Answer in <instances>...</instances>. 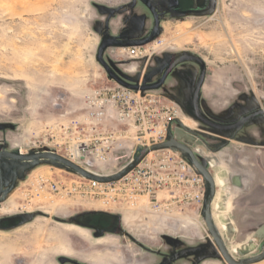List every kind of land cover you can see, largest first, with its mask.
<instances>
[{
    "label": "rangeland",
    "instance_id": "1",
    "mask_svg": "<svg viewBox=\"0 0 264 264\" xmlns=\"http://www.w3.org/2000/svg\"><path fill=\"white\" fill-rule=\"evenodd\" d=\"M151 1L160 16L153 56L105 52L121 79L153 86L174 61L193 56L206 71L203 117L230 126L264 111V0H208L204 12L185 16L172 0ZM154 34L139 0H0V153L51 152L97 175L119 173L152 146L153 113L141 125L119 115L112 92L120 85L99 63V49L110 37L135 46ZM202 74L200 63L184 62L147 93L181 108L168 139L191 147L217 181L213 220L235 261H248L264 250V116L238 132L202 123L193 113ZM83 143L87 156L72 160ZM1 165L0 264H121L117 239H100L107 234L124 236L120 243L132 252L142 246L146 264H227L204 207L186 206L168 191L151 203L132 175L100 186L53 161ZM88 214L114 217L118 227L96 233L78 222Z\"/></svg>",
    "mask_w": 264,
    "mask_h": 264
},
{
    "label": "built area",
    "instance_id": "2",
    "mask_svg": "<svg viewBox=\"0 0 264 264\" xmlns=\"http://www.w3.org/2000/svg\"><path fill=\"white\" fill-rule=\"evenodd\" d=\"M153 43L152 41L145 45L120 47L119 51L120 54H124L130 59H145L148 56H153ZM112 93V98L121 104L119 115L126 121L132 120L135 124L141 125L140 123L145 120L146 111L151 110L153 115L150 113L149 116L152 115V125L148 131L153 130L155 132L152 146L169 141L168 135L173 123L180 120L182 116V110L178 105L167 97L141 91L136 92L121 86L114 89ZM106 143L108 144V140ZM87 148L85 143L80 144L76 151L71 153L72 160L85 158ZM155 153L157 156L154 159L149 161L147 157L129 174L132 175L137 190L145 192L142 188L147 189L151 203H158V193L168 191L173 200L177 199L186 206L203 208L207 194L205 178L181 152L166 149ZM99 154L101 151H98ZM129 175L125 178L126 180ZM146 178L147 181L145 182ZM90 183L100 185V183L93 181ZM102 185L104 184L100 186Z\"/></svg>",
    "mask_w": 264,
    "mask_h": 264
},
{
    "label": "water",
    "instance_id": "3",
    "mask_svg": "<svg viewBox=\"0 0 264 264\" xmlns=\"http://www.w3.org/2000/svg\"><path fill=\"white\" fill-rule=\"evenodd\" d=\"M144 2H145V0H144ZM157 31H158V27L156 29L155 34L147 42H144V43L139 44V45H145L147 43L152 42L154 40V37L157 34ZM127 46H134V45H124V44L118 43L116 38L110 37V38L105 39L102 42V45H101V47L99 49V53H98L99 63L105 68V70L107 71L110 78L112 80H114L121 87H124V88L129 89V90L141 91V92L158 90L164 86L168 77L172 74V72L180 64L187 62V61H196L203 66V74H202L201 80H200V82L196 88V91L194 94V99H193V113L197 117L198 120H200L205 125L211 127L214 130H217V131H221V132L236 131V132H238L251 119L258 117V116H264V111H260L258 113H255V114L245 118L243 121H241L237 124H234V125H230V126L215 124V123H212L209 120H207L205 117H203V115L201 114L200 109H199V98H200V94H201V91H202V88H203V85L205 82V77H206L205 72L206 71H205V65H204L203 61L201 59H199L197 57H193V56H182L179 59H177L176 61H174L169 66V68L166 70V72L164 73L160 82L156 85L139 86V85H133V84L127 83L126 81L121 79L110 68V66L108 65V63L104 59L105 52L109 48L127 47ZM166 149H173V150H177V151L181 152L184 155V157L191 163V165H193L197 169V171L205 178L206 183H207V194H206L205 203H204L203 216H204V220H205L206 226L208 228V231L214 240L215 246H216L221 258L227 264H257V263L264 261V250L260 256L253 258L251 260H248V261H243V262H237L231 256V254L229 253V251H228V249H227V247L223 241V238L221 237V234L217 230V227H216L214 220H213L212 205H213L214 199L216 197V191H217L216 183H215V179H214L213 175L211 174V172L209 171L207 166H205L197 158V156L195 155V153L191 147H189L185 143H182V142H179L176 140H172V139L165 142V143L154 145V146L149 147V148H145L144 150H142V152H140L138 157L134 161H132L128 166L124 167L119 173H116V174L110 175V176H103V175H97V174L91 173V172L81 168L77 164L67 160L66 158H63V157H61L55 153H51V152H42V153H35L33 155H24L21 153L20 154H13V153H10L7 151H3L2 153H0V197L3 194L4 187H5L4 173H3V169H2V165H1L3 160H6V161L9 160V161L20 162V163H34L37 161H53V162H56V163H58L64 167L68 168L69 170L75 172L76 174L82 176L83 178H85L89 181L97 182V183L104 184V185H109V184L118 183V182L122 181L123 179H125L130 173H132L148 157V155L150 153L161 151V150H166Z\"/></svg>",
    "mask_w": 264,
    "mask_h": 264
},
{
    "label": "flooded vegetation",
    "instance_id": "4",
    "mask_svg": "<svg viewBox=\"0 0 264 264\" xmlns=\"http://www.w3.org/2000/svg\"><path fill=\"white\" fill-rule=\"evenodd\" d=\"M139 1L151 13L154 21V32H156L157 27L159 28L160 16L153 6L152 1ZM207 2L208 0H172V6L175 7V11L179 14V16H185L188 12H204L207 8ZM259 117L261 116L251 119L245 125ZM78 222L83 226L94 228V231L100 234L113 232L118 227V221L116 218L102 214L83 215L78 219Z\"/></svg>",
    "mask_w": 264,
    "mask_h": 264
},
{
    "label": "crops",
    "instance_id": "5",
    "mask_svg": "<svg viewBox=\"0 0 264 264\" xmlns=\"http://www.w3.org/2000/svg\"><path fill=\"white\" fill-rule=\"evenodd\" d=\"M216 195H217V191H216ZM257 198H259L258 197V193H257ZM257 209H258V207H257ZM212 215H213V212H212ZM107 237H115L117 239L118 245H119L120 250H121V256H120L121 257L120 260L122 261L121 264H146L147 263V261H145V259L144 260L140 259L141 255L145 256V251L143 250L142 246H139V245L136 244L137 250L132 252V250H129V246L123 245V244L120 243L121 239H123L124 236H121L122 238H118L117 236H113L111 234H107V235H104V237H102L100 239H104V238H107ZM140 250H141V252H143V254L140 253ZM127 252H128V254L130 253L131 255L128 256Z\"/></svg>",
    "mask_w": 264,
    "mask_h": 264
},
{
    "label": "bare ground",
    "instance_id": "6",
    "mask_svg": "<svg viewBox=\"0 0 264 264\" xmlns=\"http://www.w3.org/2000/svg\"><path fill=\"white\" fill-rule=\"evenodd\" d=\"M182 118H183V117H182ZM182 118H180V119L182 120ZM153 154H154L153 152L150 153V154L148 155V158H150ZM215 183H216V185H217V181H216ZM145 202H147V200H145Z\"/></svg>",
    "mask_w": 264,
    "mask_h": 264
}]
</instances>
